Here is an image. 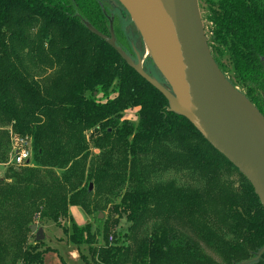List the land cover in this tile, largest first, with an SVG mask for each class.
<instances>
[{
  "label": "trees",
  "instance_id": "obj_1",
  "mask_svg": "<svg viewBox=\"0 0 264 264\" xmlns=\"http://www.w3.org/2000/svg\"><path fill=\"white\" fill-rule=\"evenodd\" d=\"M206 1L208 42L216 62L227 75L213 53L222 44L229 50L234 75V80L228 78L264 115V0ZM85 22L110 34V15L99 0H0V117L17 133L32 136L38 160L65 169L64 179L35 185V170L31 168L28 175L18 177L22 187L12 189L10 185L0 190L1 198L8 201L6 205L17 204L20 197L36 196L37 200L30 202L32 207L55 221L58 215L66 214L68 204L85 208L90 192L89 187H81L83 180L102 182L99 171L85 173L78 166L87 137L97 146L122 141L132 154L139 148L143 152L158 151L156 142H173L180 150L176 157L190 163L205 183L197 192L170 190L174 201L166 212L187 221L201 240L212 244L209 232L196 220L207 217L213 203L222 204L236 215L244 241L252 245L243 257L244 261L250 260L246 264H264V252L253 259L264 248V207L251 183L188 119L169 111L165 96L104 39L91 32ZM35 23L42 27L31 39L28 29ZM44 42L69 67L47 90L29 76L22 55L28 47L27 54L36 60ZM125 44L128 45L126 41ZM101 95L106 98L100 99ZM128 108L137 109L136 121L123 118ZM234 170L241 177V186L235 187L223 177ZM115 181L111 180V184ZM17 191L20 192L12 199ZM148 191L126 190L122 196L121 210L134 223L143 210L147 211L151 198ZM89 228V223H74L72 232H65L72 243L80 245L90 233ZM166 240L164 234L152 233L143 243L137 264H155L169 254ZM39 246L36 241L28 248L22 264H45L49 248ZM234 247L232 263L236 252L244 253L242 248ZM101 249L104 255L88 264H116L115 256L122 248L110 245ZM195 260V264H208L203 256Z\"/></svg>",
  "mask_w": 264,
  "mask_h": 264
},
{
  "label": "rangeland",
  "instance_id": "obj_2",
  "mask_svg": "<svg viewBox=\"0 0 264 264\" xmlns=\"http://www.w3.org/2000/svg\"><path fill=\"white\" fill-rule=\"evenodd\" d=\"M99 1L110 16L114 15L113 26L116 27L117 44L134 60L137 58L136 53L139 52L145 71L160 82H166L147 55V48L130 16L122 18L119 9L115 7L116 4H120L118 0ZM199 5L206 34L210 38L206 20L209 4L206 0H199ZM41 27L40 23L33 24L28 29V36L34 39ZM121 37L123 40H120ZM44 45V49L37 53L36 60L33 55L27 54L28 47L22 51V55L29 76L47 90L56 79L68 71L69 67L62 59L53 55L54 50L46 42ZM217 46L213 53L228 77L234 80L229 50L222 44ZM99 98L104 100L106 97L101 95ZM123 118L136 121L137 109H125ZM15 136L27 138L30 144V160L21 165L11 161ZM0 140V190L10 185H13L12 189L22 187L23 184L17 181L18 177L28 175L31 168L35 170L32 178L35 185L64 179V168L36 158L30 134L17 133L11 124L1 117ZM87 140L84 155L77 161L78 166L82 167L85 173L99 171L102 182L96 183L93 180L89 181L88 178L83 180L82 188H90V184L92 185L85 208L78 204H68L66 214L58 215V220L55 221L45 216L43 211H36L32 207L33 204L30 202L37 200L36 196L20 197L16 199L17 204L9 206L6 205L8 201L2 199L0 195V264L23 263L25 252L36 242V234L30 230L33 224L43 229L44 239L39 241V248L43 250L49 248L45 254L47 256L45 262L49 264L95 263L99 256L104 255L101 248L110 245L122 248L115 256L116 264H137L136 259L143 248V243L152 233L164 234L167 238V248L170 250L169 254L160 257L155 264H195L193 262H196L197 256L205 257L208 264H239L244 261L243 257L252 245L244 241L242 227L236 215L225 209L222 204L213 203L207 217L196 220L209 232L212 244L201 240L187 221L172 217L166 212L174 201V195L170 190L183 193L197 192L202 190L205 183L204 178L190 163H184L176 157L180 150L175 143L156 142L154 146L159 147L158 151L143 152L144 150L139 148L132 154L122 141H109L97 146L89 141V137ZM223 177L230 180L235 187L242 184L241 177L235 170L227 175L223 174ZM111 180L116 181L111 184ZM141 188L149 189L151 198L147 211L143 210L140 219L134 223L122 212L121 199L126 190ZM20 191L15 192L12 199ZM168 214L170 216H167ZM74 223L77 226L89 223L90 226V233L80 245H75L68 238ZM233 246L242 248L244 253L236 252V258L232 263L235 251L232 250Z\"/></svg>",
  "mask_w": 264,
  "mask_h": 264
},
{
  "label": "water",
  "instance_id": "obj_3",
  "mask_svg": "<svg viewBox=\"0 0 264 264\" xmlns=\"http://www.w3.org/2000/svg\"><path fill=\"white\" fill-rule=\"evenodd\" d=\"M118 1L167 85L145 71L139 52L134 60L117 45L112 20L109 35L85 22L88 29L165 96L169 111L188 119L247 178L264 207V115L216 62L199 0ZM30 230L36 241L44 239L41 227L33 224Z\"/></svg>",
  "mask_w": 264,
  "mask_h": 264
},
{
  "label": "built area",
  "instance_id": "obj_4",
  "mask_svg": "<svg viewBox=\"0 0 264 264\" xmlns=\"http://www.w3.org/2000/svg\"><path fill=\"white\" fill-rule=\"evenodd\" d=\"M31 149L27 138L14 137V148L11 156V161L16 165H21L30 160Z\"/></svg>",
  "mask_w": 264,
  "mask_h": 264
},
{
  "label": "flooded vegetation",
  "instance_id": "obj_5",
  "mask_svg": "<svg viewBox=\"0 0 264 264\" xmlns=\"http://www.w3.org/2000/svg\"><path fill=\"white\" fill-rule=\"evenodd\" d=\"M119 2V1H118ZM120 3V2H119ZM115 7L117 9H119V13L121 14L122 18H126V16H129V14L127 13L126 9L121 5V4H116ZM113 17L114 15L112 14V16H110V20L113 21ZM131 47V46H130ZM132 48V47H131Z\"/></svg>",
  "mask_w": 264,
  "mask_h": 264
},
{
  "label": "crops",
  "instance_id": "obj_6",
  "mask_svg": "<svg viewBox=\"0 0 264 264\" xmlns=\"http://www.w3.org/2000/svg\"><path fill=\"white\" fill-rule=\"evenodd\" d=\"M46 257H47V256H46ZM45 264H49V263L46 261Z\"/></svg>",
  "mask_w": 264,
  "mask_h": 264
}]
</instances>
